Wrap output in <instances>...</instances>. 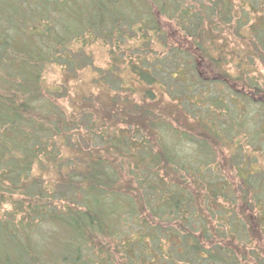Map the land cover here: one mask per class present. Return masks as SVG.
<instances>
[{
	"label": "trees",
	"instance_id": "16d2710c",
	"mask_svg": "<svg viewBox=\"0 0 264 264\" xmlns=\"http://www.w3.org/2000/svg\"><path fill=\"white\" fill-rule=\"evenodd\" d=\"M0 264H264V0H0Z\"/></svg>",
	"mask_w": 264,
	"mask_h": 264
},
{
	"label": "rangeland",
	"instance_id": "374dc122",
	"mask_svg": "<svg viewBox=\"0 0 264 264\" xmlns=\"http://www.w3.org/2000/svg\"><path fill=\"white\" fill-rule=\"evenodd\" d=\"M89 51L92 54L94 66L98 68H103L107 61L106 49L100 43H98L90 47ZM90 73H91L90 69H87L86 71L82 72L80 74V80H82ZM59 75L60 74L56 68H50L47 70L45 77L47 80L51 81L55 77H59Z\"/></svg>",
	"mask_w": 264,
	"mask_h": 264
}]
</instances>
